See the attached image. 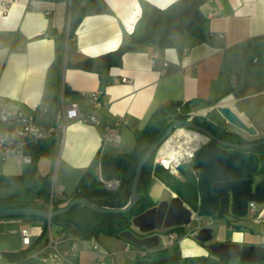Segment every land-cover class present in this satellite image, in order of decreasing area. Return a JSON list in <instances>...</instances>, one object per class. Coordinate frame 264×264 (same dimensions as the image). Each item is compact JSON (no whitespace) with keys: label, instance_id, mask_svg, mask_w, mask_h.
<instances>
[{"label":"crops","instance_id":"0c3cea01","mask_svg":"<svg viewBox=\"0 0 264 264\" xmlns=\"http://www.w3.org/2000/svg\"><path fill=\"white\" fill-rule=\"evenodd\" d=\"M103 1L110 14L84 17L68 38L70 2L17 0L3 11L0 0V108L25 114L45 110V118L50 120L61 103H74L81 113H88L90 107L81 92L100 91L107 102L97 111L100 125L72 122L64 131L61 145L58 138L48 140L52 147L59 145L58 168L61 166L71 176L68 182L60 179L54 203L63 205L62 200L74 191L97 154L106 158L129 154L134 132L143 129L152 114L168 104H186L190 112L202 118L212 106L220 104L255 129L256 136L251 140L264 139V0H205L200 8L205 17L203 39L181 34L173 37L170 48L140 46L126 52L120 67L111 68L106 77L72 65L128 44L151 7L163 9L176 0ZM118 119L123 121L118 129L120 141L106 153L105 146L113 144H103V125ZM149 193L162 198L175 195L156 180ZM28 203L42 209L47 206L40 197ZM40 219L8 218L0 220V224L15 226L8 235L20 238L18 221L25 222L32 245L41 239L43 230L51 233L48 220ZM197 219L210 227L222 216L198 215ZM244 224L251 227L249 233L238 231L232 234V240L218 237V241L264 247V224L246 219L234 227L240 230ZM191 227L183 229L184 234L189 233L187 236L177 234L171 242L166 238L167 230L146 233L144 236L161 237L158 247L149 252L166 251L171 257L181 258L207 255L206 249L191 239L194 234L189 229L198 226ZM55 232L58 249L67 251L76 235L59 230L56 224ZM94 243L99 246L96 252L91 250ZM78 246V252L71 257V261L77 259L76 264L84 259L79 253H85L84 264H127L143 252L121 238L105 235L78 239Z\"/></svg>","mask_w":264,"mask_h":264},{"label":"trees","instance_id":"16d2710c","mask_svg":"<svg viewBox=\"0 0 264 264\" xmlns=\"http://www.w3.org/2000/svg\"><path fill=\"white\" fill-rule=\"evenodd\" d=\"M44 2H70V13L68 22V38H71L78 24L84 17L110 14L108 6L103 0H33ZM205 0H176L166 8L160 9L151 7L147 15L137 25L134 33L128 44L119 47L118 49L104 53L102 55L81 60L72 65L74 69L84 72L96 73L100 76L106 77L111 68L120 67L123 55L140 46H152L156 48H170L173 46V37L181 34H189L197 39H203V28L205 24V17L200 8ZM189 107L186 104H168L162 108L157 109L145 127L134 132V144L131 152L125 157L128 162L124 165L114 177L119 180V187L115 191H106L97 181V168L104 156L98 154L93 158L89 166L86 168L74 191L63 201L53 203V210L64 207L70 200L74 198H85L91 204L99 208H122L128 201L131 194V186L133 176L137 164L148 147L156 143L169 126L175 120H187L189 118ZM193 123L202 125L215 137L220 140H227L235 143H246L236 134L226 132L221 124L213 126L205 118L194 117L191 120ZM199 122H202L200 124ZM212 126V127H209ZM204 126V125H202ZM44 143L30 147L32 162L29 166L28 174L22 176H6L0 177L1 185L20 184L27 181L35 186L38 197L49 202L50 197V179L47 176L34 177L33 170L35 167L38 152L41 150ZM238 152V151H237ZM243 153V152H238ZM154 153L145 164L137 187V192L140 195L138 203L133 205L126 213L115 214H101L81 206H74L66 214L50 219L52 223L59 227L62 231H72L75 238L81 240L96 239L101 235L118 237L124 231H131L135 235L139 234L131 225V220L135 216L141 214L146 209L153 206L148 192L154 180L162 183L177 197H179L184 205L192 211L198 212V183L192 173L181 170L182 166L177 168V175L171 174L159 164H153ZM247 155L242 160L255 161L256 154L264 156V146L250 150V155ZM255 154V155H252ZM233 155V154H231ZM193 166L195 163L193 161ZM31 207L42 209L41 206L33 203H19L0 198V209L5 208H21ZM198 215H201L198 212ZM202 216V215H201ZM22 218V217H11ZM9 218V219H11ZM34 219H40L35 218ZM47 221L45 219H40ZM46 229V227H45ZM167 232H175L178 235L184 234L183 228L174 227L167 230ZM45 233L43 230L41 236ZM199 245L207 250L205 256H192L181 258L180 256L171 257L166 251L159 253L149 252L144 248H139L143 252L132 262L127 264H246L239 260H229L218 257L209 252L208 246L205 243L196 241ZM35 246L32 244L25 247L20 252L4 253L0 264H41L36 255L29 256V251ZM46 245L41 247L44 253ZM174 258L173 260H163L166 258ZM259 264V263H258Z\"/></svg>","mask_w":264,"mask_h":264},{"label":"water","instance_id":"95a60500","mask_svg":"<svg viewBox=\"0 0 264 264\" xmlns=\"http://www.w3.org/2000/svg\"><path fill=\"white\" fill-rule=\"evenodd\" d=\"M177 105V104H174ZM227 125L249 136L255 137L256 131L241 120L231 109L216 104L212 106ZM188 129L203 135L209 142L201 145L193 153L195 167L200 169L198 182L200 205L198 212L202 216L215 217L232 215L237 218L245 216L249 202L264 203V156L255 155L257 160H239L226 154L221 148H231L248 152L264 146V139L246 145L227 143L215 137L210 131L197 126L188 120H175L161 138L147 148L139 160L134 172L131 194L128 203L122 208H99L85 198H74L64 207L56 210H46L31 207L0 209V219L11 217H35L50 220L51 218L66 214L74 206H81L97 213L108 214L126 213L133 205L138 203L140 195L137 187L142 170L158 149L175 133L176 129ZM128 162L126 157H107L100 161L99 169L102 175L111 179ZM153 204L141 214L131 220V225L138 231L139 236L131 231H124L119 238L129 244L146 250L158 247L161 237L157 234L144 236L151 231L168 230L174 227L188 228L198 221V212L194 213L187 208L176 195L162 198V195L148 194ZM192 231H196L195 229ZM195 240L205 243L208 239L207 229H200L194 234ZM208 250L215 256L229 260H239L246 264L264 262V247L254 245L240 246L235 243H213ZM166 258L163 260H173Z\"/></svg>","mask_w":264,"mask_h":264},{"label":"built area","instance_id":"2783aa9c","mask_svg":"<svg viewBox=\"0 0 264 264\" xmlns=\"http://www.w3.org/2000/svg\"><path fill=\"white\" fill-rule=\"evenodd\" d=\"M17 0H2L1 9L7 11L11 5L15 4ZM19 50V48L17 47ZM155 55L151 56V63ZM123 83H128V80L122 79ZM83 97H86L87 104L90 107L88 113L83 114L78 109L76 104H63L61 103L56 115L53 119L46 120L45 110H36L32 114H25L20 110L13 108H0V163L4 162L10 156H19L22 164L30 165L32 162V155L30 147L36 146L41 143H45L52 138H58L59 145L62 144V138L66 127L72 122H81L83 124L97 126L101 124L100 119L97 116V111L106 107L107 102L102 97V92L91 91V92H81ZM188 118L191 121L195 117L193 113ZM122 120L118 119L111 125H103L102 142L103 144H117L120 141V136L118 129L122 124ZM180 130H186L194 132L188 129L180 128L175 131V133L168 139L174 140V136ZM197 133V132H194ZM199 134V133H197ZM203 136V135H201ZM204 137V136H203ZM205 141L198 142L196 147L193 149L191 155L186 159H180L176 164L166 165L163 162V156L165 155V150H162L163 144L155 154L153 158V164H159L163 166L164 169L168 170L171 174L177 175V168L179 166L187 165L189 171L195 177L197 183L199 182L200 172L199 169L193 166V153L203 144L209 142V139L204 137ZM167 140V141H168ZM97 181L101 184L106 191H115L119 187V180L115 178L108 179L101 174L99 165L97 168ZM53 195L49 197V202L47 203L46 210H53ZM197 205L199 208L200 197L198 196ZM194 213H197L194 211ZM245 216L252 222L264 224V203L256 204L254 202H249L247 206V211ZM8 219V218H6ZM48 220V226L49 222ZM19 230L18 234L21 239V245L23 247H28L31 244L30 237L31 232L29 227L23 221H18ZM197 231L198 228H195ZM14 234V231L10 232ZM196 234V232H193ZM185 236L188 235L184 234ZM177 233L167 232L166 238L169 242L176 239ZM59 241L53 239L48 231V242L46 244V249L44 253L41 250H37L34 253L41 264H73L71 257H74L79 250L78 239H72L70 247L67 251H60L58 249ZM99 249L97 243L92 245L91 250L96 252ZM2 256L0 255V261Z\"/></svg>","mask_w":264,"mask_h":264},{"label":"rangeland","instance_id":"374dc122","mask_svg":"<svg viewBox=\"0 0 264 264\" xmlns=\"http://www.w3.org/2000/svg\"><path fill=\"white\" fill-rule=\"evenodd\" d=\"M65 53L66 52L64 51L63 54L65 55ZM191 113L192 112L189 111L188 113L189 118L191 116L189 114ZM50 114L53 115L54 111L51 110ZM194 115L195 117L199 116V115L196 116V114ZM203 117H205L206 119L210 121L217 122L227 128L225 121L219 116V114L217 115L216 112L208 113L206 115H203ZM230 127L235 129L232 126ZM240 134L243 135L244 138L250 139L249 136L241 132ZM175 137H177V135ZM114 147H115L114 144L105 146V152L106 153L111 152ZM59 153H60L59 145L52 147L51 141H47L44 144V146H42L41 150L38 152L35 167L33 170L34 177L47 176L50 179V194L49 195L51 194L53 195V201H56V198L58 196L57 190L60 185L59 184L60 179H63L64 181H67V182L71 179L69 172H63L61 166L58 168ZM181 170L187 173L189 172V167L187 165L182 166ZM28 172H29V166L22 164L19 156L8 157L5 162L0 163V177L22 176L24 174H28ZM36 190L37 189L35 188V186L27 181L21 182L20 184L4 185V186L0 184V198H6L8 200L19 202V203H27L31 200L38 198L39 195ZM246 219H247V216H244L242 218H237V217H234L228 214V215L222 216V219H216L214 225L210 227L208 225H204L203 223L201 224L198 221L193 222L191 226L193 227L198 226L197 231H199L200 229H207L208 239L205 242V245L210 246L213 243H220L218 241V237H226L227 239L232 240L231 238H232L233 233H237L238 231L243 232V234L249 233L248 229H250L251 227L246 226L245 224L242 225V227H240V230H238L237 227H234V225H236V222H239L240 220H246ZM11 229H16V227L0 224V255L2 256L4 255V253H9V252L16 253V252H20L23 249H25V247L21 245V239L17 235H8V232ZM50 229H51V236L53 237V239H56L57 234L55 232L54 223L51 224ZM190 229H189V232L193 233L194 231H191ZM261 234L264 235V233L262 232ZM191 239L195 241V236L194 235L191 236ZM32 242H33V239H32ZM47 242H48V231H46L43 234L41 239L38 242H36L35 246L29 251V256H32L35 252H37L39 248L45 246ZM240 246H242V244H240ZM79 254L80 256L84 258L81 262V264H84L83 261L86 259L84 255L85 253H79ZM80 256L78 255V257ZM72 261L74 264L77 263L76 262L77 259H73ZM259 264H264V262H261Z\"/></svg>","mask_w":264,"mask_h":264},{"label":"bare ground","instance_id":"6f19581e","mask_svg":"<svg viewBox=\"0 0 264 264\" xmlns=\"http://www.w3.org/2000/svg\"><path fill=\"white\" fill-rule=\"evenodd\" d=\"M176 135L177 137H175ZM176 135L174 140L171 138L162 147V150H165L163 162L166 165H174L178 160L188 158L197 143L205 141V138L200 134L186 130H180Z\"/></svg>","mask_w":264,"mask_h":264},{"label":"flooded vegetation","instance_id":"af4514ba","mask_svg":"<svg viewBox=\"0 0 264 264\" xmlns=\"http://www.w3.org/2000/svg\"><path fill=\"white\" fill-rule=\"evenodd\" d=\"M212 112H216L214 109H211L208 113H212ZM207 113V114H208ZM216 114L218 115V113L216 112ZM206 119V118H205ZM208 122H210L213 126H216L217 124L219 125V123H217V122H213V121H210V120H208V119H206ZM192 122V121H191ZM193 123V122H192ZM200 124H202V122H199ZM193 124H195V123H193ZM195 125H197V126H200V127H203V128H205V127H208V125H206V124H202V125H204V126H202V125H198V124H195ZM223 126V125H222ZM226 126H227V128L226 127H224L223 126V128L225 129V131L226 132H230V133H233V134H236L238 137H240L242 140H244L246 143H242V144H239V143H235V142H229V141H227V140H225V142H227V143H232V144H237V145H246V144H250V143H253V142H255V141H258V140H251V139H246V138H244L243 137V135H241L238 131H235V129H233V128H231L229 125H227L226 124ZM209 127H212V126H210L209 125ZM206 129V128H205ZM229 129H231V130H229ZM207 130V129H206ZM238 132V133H237ZM226 154H228V155H230L231 157H233V158H235V159H239V160H242L241 158L243 157V158H245L247 155H245L244 153H246V154H249L250 155V151H248V152H244V151H239V150H235V149H231V148H221ZM243 152V153H238V152ZM231 154H233V155H231ZM252 155H255V154H252ZM257 158V157H256ZM199 172L201 173V171H200V169H199Z\"/></svg>","mask_w":264,"mask_h":264}]
</instances>
